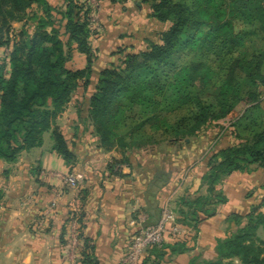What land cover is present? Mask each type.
I'll return each instance as SVG.
<instances>
[{
  "label": "trees",
  "instance_id": "16d2710c",
  "mask_svg": "<svg viewBox=\"0 0 264 264\" xmlns=\"http://www.w3.org/2000/svg\"><path fill=\"white\" fill-rule=\"evenodd\" d=\"M61 4L0 0V48L6 44L10 22L18 21L29 8L33 26L31 34L26 29L18 32L7 46L8 55L0 58V160L7 163L21 151L39 147L50 130L52 150L66 161L73 159L54 122L76 89L91 82L96 49L90 43L88 1ZM140 4L165 28L156 32L157 42L146 40L145 49L126 53L118 64L100 69L86 115L99 148L121 155L109 164L114 173L132 153L189 145L207 123L230 120L220 134L222 144L201 153L206 165L201 185L206 193L180 197L174 206L179 225L190 226L198 223L200 214L213 216L215 206L225 201L216 190L223 179L251 167L264 170V0H221V7L207 20L199 0H140ZM186 46L191 54L184 64L173 72L165 70L167 60ZM75 53L84 58L83 68L69 66ZM162 114L172 119L162 122L157 119ZM156 162L165 160L157 157ZM168 177L159 169L152 183L161 188ZM263 203L251 208L244 227L217 243L219 261L214 264L234 257L241 264H264V240L257 236V231L264 232ZM80 228L78 223L82 244L78 262L96 264ZM163 245L148 250L141 264H157L148 254L160 257ZM178 245L170 246L172 252L180 251Z\"/></svg>",
  "mask_w": 264,
  "mask_h": 264
},
{
  "label": "crops",
  "instance_id": "0c3cea01",
  "mask_svg": "<svg viewBox=\"0 0 264 264\" xmlns=\"http://www.w3.org/2000/svg\"><path fill=\"white\" fill-rule=\"evenodd\" d=\"M58 1L62 3V0H49V4L56 6ZM130 2L135 0H124L123 5ZM102 38L94 40L98 42L99 53ZM107 50L112 58L113 54ZM111 62L112 59L105 60L104 65ZM70 64L71 68H83L85 60L75 53ZM100 69L94 63L89 85L76 89L54 122L72 153L71 161L52 150L50 131L43 134L39 147L21 151L13 163L0 160V264H66L67 226L74 212L81 225V235L92 248L95 263L121 264L135 231L128 225L134 212L147 214V224H153L171 195L194 198L206 193L201 185L206 172L201 153L206 149L195 146L201 134L189 145L132 153L127 164L118 166V173L109 169L111 160L121 155L99 148L86 115V105ZM262 92L264 104V87ZM157 157L165 162L157 163ZM159 169L169 173L167 183L161 188L152 183ZM46 173L71 174L79 183L78 189L70 190L60 179L47 177ZM216 190L225 201L215 206V214L209 218L200 214L198 223L182 226L184 233L175 241L167 240L160 257L148 254L150 261L157 264L219 261L217 243L244 227V217L251 208L264 202L261 198L264 170L251 167L249 172H233ZM51 200L56 201L55 209L42 215ZM257 236L264 240L261 230ZM174 243H179L180 251L172 252L170 246ZM220 264L241 262L234 257L222 259Z\"/></svg>",
  "mask_w": 264,
  "mask_h": 264
},
{
  "label": "rangeland",
  "instance_id": "374dc122",
  "mask_svg": "<svg viewBox=\"0 0 264 264\" xmlns=\"http://www.w3.org/2000/svg\"><path fill=\"white\" fill-rule=\"evenodd\" d=\"M87 1L91 8V15L89 18L90 22L92 23L91 30L93 32L90 38V43L92 47L96 49L97 61H95V63H97L98 66H101V68L106 66L104 65L105 60L110 61V59H112L113 64L116 65L124 54L134 53L145 49L147 47L146 40L157 42L158 40L156 37V32H159L165 28V25H161L149 18L148 15L150 12L145 6L140 4V0H135L134 3L130 2L128 6L123 5L124 0ZM199 3L201 6L202 16L206 20L211 17L212 13L216 9L221 7V0H199ZM59 5L62 4H60L58 1V5L56 6L59 7ZM115 5L118 7H114ZM31 13L32 9L29 8L21 14V18H19L18 21L10 22L11 25L4 36V41H6V44L2 48L7 47L11 42L13 43V41H15L17 38L16 35H18V32H20L22 29H26L29 34L32 33V20L29 19ZM54 14L55 12H52V15ZM57 16L58 15L56 14L55 17ZM61 24H63V22H61ZM101 38V52L99 53L97 47L98 42L94 43V40H100ZM2 48H0V51ZM107 48L109 49L107 51H110V53L113 54V56L111 54L112 58H110V55H107L109 53L105 52ZM4 53V51L0 53L1 59L5 58ZM190 54V47L186 46V48H184L182 51L175 53L169 58V60H167L164 69L170 72L179 69L188 59ZM69 66L72 67L70 63ZM157 119L167 123L172 119V116L162 114L157 117ZM229 123V119L212 121L209 124L207 123L206 127L204 126L203 129L201 128L203 133H201V137L197 140V145L195 146L206 149V151H209L210 147L220 146L222 144L221 141H223L220 138V134L223 132L222 130L229 125ZM179 145L182 146V144ZM112 161L113 159L111 162ZM49 177L51 176L49 175ZM179 198L180 196L176 197V194L174 195V198L172 195L167 198L166 202L169 201L172 210H174V206H177L176 202ZM261 198L264 199L263 196H261ZM27 203L28 200L24 204ZM131 219L128 222L129 226Z\"/></svg>",
  "mask_w": 264,
  "mask_h": 264
},
{
  "label": "built area",
  "instance_id": "2783aa9c",
  "mask_svg": "<svg viewBox=\"0 0 264 264\" xmlns=\"http://www.w3.org/2000/svg\"><path fill=\"white\" fill-rule=\"evenodd\" d=\"M12 44V42L10 43ZM9 47H4V56L9 53ZM119 169V167H117ZM55 177L61 180V182L70 190L78 189V181L71 174H58V173H46V176ZM29 201V200H28ZM56 207V201L51 200L48 208L42 215L49 214ZM147 215L145 213L134 212L133 218L130 221L135 231L132 234L125 252L121 258V264H141L146 252L154 247H161L167 240L175 241L183 233L184 227L180 226L177 222V216L171 208L168 202H164L161 207V212L158 220L153 224H147ZM69 223L67 226V254L66 264H79V251L82 248V244L78 237V223L76 221L75 212L70 215Z\"/></svg>",
  "mask_w": 264,
  "mask_h": 264
}]
</instances>
